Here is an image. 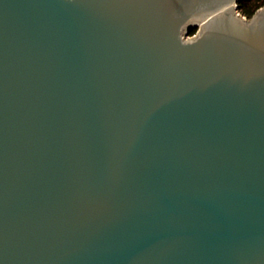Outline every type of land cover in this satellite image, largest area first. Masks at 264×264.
Returning a JSON list of instances; mask_svg holds the SVG:
<instances>
[{
	"label": "water",
	"instance_id": "1",
	"mask_svg": "<svg viewBox=\"0 0 264 264\" xmlns=\"http://www.w3.org/2000/svg\"><path fill=\"white\" fill-rule=\"evenodd\" d=\"M240 1L0 0V264H264Z\"/></svg>",
	"mask_w": 264,
	"mask_h": 264
},
{
	"label": "trees",
	"instance_id": "2",
	"mask_svg": "<svg viewBox=\"0 0 264 264\" xmlns=\"http://www.w3.org/2000/svg\"><path fill=\"white\" fill-rule=\"evenodd\" d=\"M264 6V0H241L239 2V11L242 15L251 18L258 9ZM196 29H192L189 35H194Z\"/></svg>",
	"mask_w": 264,
	"mask_h": 264
}]
</instances>
